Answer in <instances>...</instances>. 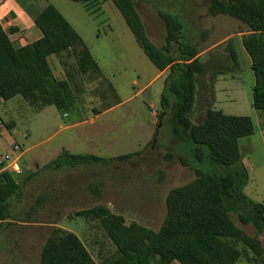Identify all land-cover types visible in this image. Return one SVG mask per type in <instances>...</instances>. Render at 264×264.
I'll return each mask as SVG.
<instances>
[{
  "label": "rangeland",
  "instance_id": "374dc122",
  "mask_svg": "<svg viewBox=\"0 0 264 264\" xmlns=\"http://www.w3.org/2000/svg\"><path fill=\"white\" fill-rule=\"evenodd\" d=\"M134 2L156 46L166 45L168 31L161 15L165 11L179 17L186 41L202 53L208 50L201 56L209 70L199 77L192 121L201 122L209 108L252 119L254 134L240 139L249 172L244 192L264 204V112L253 108L251 59L237 39L239 68L211 82L214 73L232 68L233 40L227 39L244 33L245 26L230 16L212 15L209 0ZM25 4L35 12L47 4L55 6L82 36L103 75L82 73L77 60L69 57L62 66L64 79L56 77L68 81L74 96L68 112L53 106L38 112L20 95L0 105V157L19 145L27 173L16 178L31 177L24 200L15 207L17 224L5 227L0 235V264H39L41 249L55 225L75 233L97 264H105L115 254L113 243L98 221L77 219L78 211L103 205L123 215L128 224L138 222L158 231L167 215L169 191L195 179L190 168L164 159L167 150L174 151L172 145L178 147L167 124L158 123L168 71L160 72L146 56L111 0H25ZM150 134L153 138L144 147ZM64 150L94 154L109 162L45 170ZM136 152L130 158H116ZM40 196L45 201L37 204ZM234 220L264 245V234L242 225L237 217ZM182 263L179 259L172 264ZM237 264H253V254Z\"/></svg>",
  "mask_w": 264,
  "mask_h": 264
},
{
  "label": "trees",
  "instance_id": "16d2710c",
  "mask_svg": "<svg viewBox=\"0 0 264 264\" xmlns=\"http://www.w3.org/2000/svg\"><path fill=\"white\" fill-rule=\"evenodd\" d=\"M16 1L27 6L25 0ZM111 1L146 56L160 72L168 71L158 123L167 124L168 134L178 147L172 145L174 151L167 150L164 159L190 168L195 179L169 191L167 215L158 231L138 222L128 224L123 215L103 205L78 211L76 218L98 221L113 243L115 254L105 264H172L179 259L182 264H237L249 253L253 254V264H264V245L259 236H250L234 220L237 217L242 225L264 234V204L244 192L249 172L240 139L254 134L252 119L209 108L204 119L194 123L191 116L198 80L209 66L200 58L202 52L185 40L179 17L161 12L168 34L166 45L158 47L148 38L134 0ZM209 12L230 16L245 26L242 45L251 59L255 77L252 105L264 112V0H209ZM35 24L42 37L18 48L0 21V105L20 95L38 112L52 106L68 112L74 96L68 81L54 75L49 57L57 56L64 67L69 57L75 58L82 73L103 72L82 36L55 6L48 4ZM229 52L232 68L214 73L212 83L217 75H228L239 68L233 45ZM138 153L116 158L126 159ZM108 162L94 154L64 150L44 169L61 171ZM16 175L20 174L0 166V235L5 227L17 224L15 207L24 200L31 179ZM44 201L40 196L36 203ZM39 264L97 262L75 233L55 225L41 249Z\"/></svg>",
  "mask_w": 264,
  "mask_h": 264
},
{
  "label": "crops",
  "instance_id": "0c3cea01",
  "mask_svg": "<svg viewBox=\"0 0 264 264\" xmlns=\"http://www.w3.org/2000/svg\"><path fill=\"white\" fill-rule=\"evenodd\" d=\"M48 5V4H47ZM44 5L42 8L37 12H35V9L30 10L27 6V10L22 7L16 0H0V21L5 28V30L9 33L10 39L15 44L16 47H24L27 46L37 40H39L42 37V32L37 28L35 24V19L37 16L41 13V11L47 6ZM246 33L239 32L238 34L232 35L227 40H233V45L235 51H237V45L235 40L237 39L241 46L242 45V38ZM208 50H206L204 53L200 54V58L203 54H205ZM50 66L52 67V70L54 72V75L58 79H64L65 74L63 71L62 64L59 60V58L55 55H52L48 59ZM166 72V71H164ZM162 72V73H164ZM165 81V80H164ZM208 80H205L203 85L204 88H207ZM199 85L197 89V95L199 92ZM197 95H196V103H197ZM154 135V134H153ZM153 136L150 134L149 136H146V139L144 140V147L152 140ZM24 152L22 153V157L19 161V165H21V171H25L27 173V169L22 164V158H23ZM81 219V218H77Z\"/></svg>",
  "mask_w": 264,
  "mask_h": 264
},
{
  "label": "built area",
  "instance_id": "2783aa9c",
  "mask_svg": "<svg viewBox=\"0 0 264 264\" xmlns=\"http://www.w3.org/2000/svg\"><path fill=\"white\" fill-rule=\"evenodd\" d=\"M22 157L21 147L14 145L11 153H6L0 157V166L3 170L21 174V167L19 161Z\"/></svg>",
  "mask_w": 264,
  "mask_h": 264
}]
</instances>
